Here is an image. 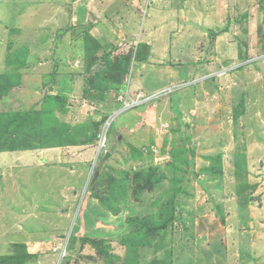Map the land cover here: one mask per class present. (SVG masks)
Here are the masks:
<instances>
[{
    "label": "rangeland",
    "instance_id": "rangeland-1",
    "mask_svg": "<svg viewBox=\"0 0 264 264\" xmlns=\"http://www.w3.org/2000/svg\"><path fill=\"white\" fill-rule=\"evenodd\" d=\"M10 1L0 0V150L69 142L76 156L92 151L62 162L75 170L76 195L59 199L66 205L51 198L47 216L28 207L33 183L8 199L1 186L3 200L28 207L20 227L52 233L28 245L11 238L0 264H264V0H219L226 13L216 7L213 21L224 18L231 49L201 42L213 69L173 82L186 94L168 114L132 86L142 82L129 76L132 55L141 66L176 47L179 30L211 7L205 0H62L84 42L68 51L67 38L49 33L43 67L11 48ZM143 20L167 44L141 43ZM117 111L135 129L110 143L113 125L103 127Z\"/></svg>",
    "mask_w": 264,
    "mask_h": 264
},
{
    "label": "crops",
    "instance_id": "crops-1",
    "mask_svg": "<svg viewBox=\"0 0 264 264\" xmlns=\"http://www.w3.org/2000/svg\"><path fill=\"white\" fill-rule=\"evenodd\" d=\"M10 2L8 3L10 5L7 10L8 14L14 15L16 13L15 24L13 26L16 35L14 36L15 39H13L11 48H22L25 54L27 50H29L33 56L31 57L32 62H35V57H37L39 67H43V64L47 61L46 56L48 57L47 51H49V49L44 48L42 50V45L44 42L43 39L46 36H51L49 33L54 34L53 36L56 37L62 36V42L67 38L64 44H67L68 51L77 49L76 45H78V42H84L80 34H78L81 29V23L77 21H80L81 18L78 17L75 18V20L73 17L71 18V16L67 18L66 12L61 10L62 0H11ZM203 5L207 8L211 7L208 10H203L202 13L199 12L198 17L193 18L191 24L185 30H179L177 34L179 40L175 43H172L173 41L170 43V45L176 47H161L159 44H162V41L165 40V38L167 40L168 37L165 36L164 33H154L155 29L153 28L155 27L153 26V28H151L147 25V21H142L144 26L142 31L146 30L144 31L146 33H139L140 42L143 43V41H145L144 43L149 45L150 48L157 45L158 48H161L157 57L154 56L153 59H151L149 56L147 61L144 63L141 62V66L135 64L134 51L130 67L132 72L129 76L131 78L134 75L137 77L141 76L142 82L136 85L132 84V86H135L137 90L139 89V91L143 93L145 92V94L148 92L152 93L162 87L170 86V84L179 79H187L196 76V74H200L203 70L207 72L212 70L214 61L212 60V56L208 55L209 52L206 51V48H201V42H203V44L206 42L211 44L210 41H212L213 44H215V46H213L215 47L214 52H217V48L231 49L233 44L232 38H226L230 33L228 31L221 33L220 30H218L224 18L220 19L219 17V22L213 21V17L216 15L215 12H217L216 7L220 14H224L226 11L221 10L222 6L219 0H205L202 2V6ZM82 8L83 7L80 9ZM30 20L32 21L30 22ZM26 21H28V23H26ZM226 26L228 28L229 24L225 25V27ZM120 28H122V26H120ZM121 30H125V28L123 27ZM149 30H151L152 33ZM227 30H229V28ZM93 32H96V30H92V33L89 31L90 35H93ZM211 32H215V34H211ZM73 34H75V36H72ZM209 34L210 36L213 35L211 39L208 37ZM97 38L99 39V37H96V39ZM166 40L164 43H166ZM53 52L52 50L49 52V55L51 54L50 58L52 59H54L55 56ZM83 54H85L84 51L81 54L79 52V55L83 56ZM55 57L59 58L58 56ZM60 58L64 60L62 56ZM52 59L51 62L54 63L55 61ZM82 59L83 57H79L74 61L77 62ZM82 67L83 65L81 68ZM35 75L38 77V74ZM58 75L63 77L60 72ZM185 94L186 92L182 88L171 93L172 109L170 104H167L170 103L168 97H163L159 102H152L150 104H158V107L163 108L161 110L166 108V113L168 114V111L171 113L176 108L178 109L175 103ZM52 111L54 112L55 110ZM123 115L124 117L122 118H119L121 115H115L116 117H113L110 121V125H113L112 128L115 131L114 135H111L108 140L110 143L114 137H119V132L125 129L124 126H130L135 129V119L132 115H128L127 112ZM83 144L85 143L83 142L76 146H81ZM70 145L71 143L68 142L56 145L48 144L44 146H34L35 148L9 147V149L0 150V190L1 186H3L4 199L12 197L11 190H14L16 193L23 192L25 186H28L27 184L33 183L34 191H31V193L33 192L31 194L33 199L28 207L32 210L36 209L37 216H47L51 206L49 201L53 197H57V201L60 205L69 204L59 199H61L62 196L63 198H67V200L70 199V197H75L76 175L73 174L75 170L69 169V167L62 166L61 164L66 160L70 163H76L75 160L79 159L77 156L81 157L83 153L90 154V151H92V149H87L76 156L72 150L70 151ZM72 148L74 149L76 147L73 146ZM68 149L69 151H67ZM82 158L85 159V156ZM20 198L22 199L23 197ZM0 208V211H2L0 217L4 216L5 219L2 225H0V255L8 252V247L10 246L9 240L11 238L17 240L23 239V242L28 245L29 242L25 239L33 241L39 238L50 237L52 231L34 230L32 233H29L26 227L22 225L20 227V221L24 220L22 218L27 210L25 204H15L14 201H5L1 198ZM6 221H8V224Z\"/></svg>",
    "mask_w": 264,
    "mask_h": 264
},
{
    "label": "clouds",
    "instance_id": "clouds-1",
    "mask_svg": "<svg viewBox=\"0 0 264 264\" xmlns=\"http://www.w3.org/2000/svg\"><path fill=\"white\" fill-rule=\"evenodd\" d=\"M180 82H183V81H180ZM184 86V82H183V84H181V83H175V84H172V85H170V86H165V87H162V88H160V89H158V90H155L154 92H152V93H149L147 96H144V97H142L141 99H146V100H148V102H155L157 99H159V98H163V97H165V96H167V95H169L173 90H178L180 87H183ZM143 94H145V93H143ZM147 94V93H146ZM118 112L119 111H117V112H113V114H111L110 116H109V118H110V121H111V119H112V117L113 116H115V115H117L118 114ZM109 121V122H110ZM107 122V121H106ZM108 122V123H109ZM108 125V124H107ZM107 129V128H106ZM106 133V132H105ZM103 136V135H102ZM105 140H106V138H105ZM105 144V143H104ZM104 145L102 144V147H103ZM102 147H99L98 148V150L96 151L97 152V154H99L100 153V151H102ZM105 152H107V151H105ZM104 152V153H105ZM107 153H109V152H107Z\"/></svg>",
    "mask_w": 264,
    "mask_h": 264
},
{
    "label": "bare ground",
    "instance_id": "bare-ground-1",
    "mask_svg": "<svg viewBox=\"0 0 264 264\" xmlns=\"http://www.w3.org/2000/svg\"><path fill=\"white\" fill-rule=\"evenodd\" d=\"M109 121H110V119H108L107 122L104 124V127H103L104 130L106 129V126H107ZM102 142H103V136H102L101 140L99 141V147H102V144H103Z\"/></svg>",
    "mask_w": 264,
    "mask_h": 264
},
{
    "label": "built area",
    "instance_id": "built-area-1",
    "mask_svg": "<svg viewBox=\"0 0 264 264\" xmlns=\"http://www.w3.org/2000/svg\"><path fill=\"white\" fill-rule=\"evenodd\" d=\"M100 138H102L101 136H100ZM103 145H104V143H105V136H103Z\"/></svg>",
    "mask_w": 264,
    "mask_h": 264
},
{
    "label": "water",
    "instance_id": "water-1",
    "mask_svg": "<svg viewBox=\"0 0 264 264\" xmlns=\"http://www.w3.org/2000/svg\"><path fill=\"white\" fill-rule=\"evenodd\" d=\"M97 174V172H95V175Z\"/></svg>",
    "mask_w": 264,
    "mask_h": 264
},
{
    "label": "trees",
    "instance_id": "trees-1",
    "mask_svg": "<svg viewBox=\"0 0 264 264\" xmlns=\"http://www.w3.org/2000/svg\"><path fill=\"white\" fill-rule=\"evenodd\" d=\"M5 264V263H4Z\"/></svg>",
    "mask_w": 264,
    "mask_h": 264
}]
</instances>
